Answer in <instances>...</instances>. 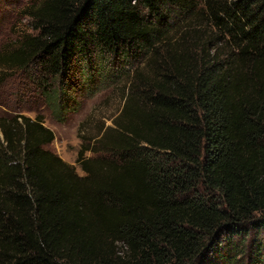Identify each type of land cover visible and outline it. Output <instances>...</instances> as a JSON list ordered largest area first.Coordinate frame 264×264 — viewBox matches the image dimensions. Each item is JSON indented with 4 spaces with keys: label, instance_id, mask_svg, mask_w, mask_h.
<instances>
[{
    "label": "trees",
    "instance_id": "1",
    "mask_svg": "<svg viewBox=\"0 0 264 264\" xmlns=\"http://www.w3.org/2000/svg\"><path fill=\"white\" fill-rule=\"evenodd\" d=\"M23 14L32 33L0 65L51 112L98 81L124 94L78 150L81 175L39 115L0 117V264H264V0H35Z\"/></svg>",
    "mask_w": 264,
    "mask_h": 264
},
{
    "label": "rangeland",
    "instance_id": "2",
    "mask_svg": "<svg viewBox=\"0 0 264 264\" xmlns=\"http://www.w3.org/2000/svg\"><path fill=\"white\" fill-rule=\"evenodd\" d=\"M33 1L0 0V52L12 46L21 35L32 33L29 18L23 11ZM83 66L80 64L84 69ZM78 74L74 75L77 77ZM102 82L98 81L95 86L89 83L90 90L77 93L75 108L57 116L25 72L0 65V117L18 113L30 118L39 115L43 125L54 135L46 148L81 175L75 162L78 150L85 145L95 146V141L111 127V121L123 103L122 80ZM97 155L91 151L84 152L85 157Z\"/></svg>",
    "mask_w": 264,
    "mask_h": 264
}]
</instances>
